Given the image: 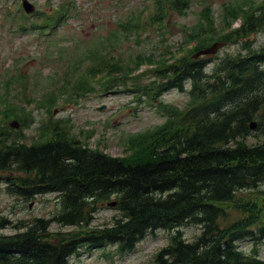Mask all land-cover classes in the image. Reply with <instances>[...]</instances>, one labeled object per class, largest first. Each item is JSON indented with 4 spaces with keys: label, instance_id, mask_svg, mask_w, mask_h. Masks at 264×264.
Wrapping results in <instances>:
<instances>
[{
    "label": "trees",
    "instance_id": "obj_1",
    "mask_svg": "<svg viewBox=\"0 0 264 264\" xmlns=\"http://www.w3.org/2000/svg\"><path fill=\"white\" fill-rule=\"evenodd\" d=\"M155 7L161 13L156 18H164L172 9L189 7V0H155ZM222 8V29L206 5L196 27L187 30L185 41L193 44L168 56L126 64L109 63L100 55L89 68L91 77L104 71L103 84L112 86L147 63L153 65L154 78L142 88L151 98L171 88L190 96L186 109L169 107L162 125L130 134L119 156L88 148L56 123L42 129V140L26 144L5 119L30 113L2 100L0 170L16 173L12 194L31 198L55 192L59 208L50 218L25 223L0 215V228H23L0 233V264H70L83 242L93 247L113 243L126 252L158 229L172 233L155 253L154 264H264L255 247L245 252L238 245L241 239L264 237V45L233 55L193 57L214 40L235 43L264 30V0L229 2ZM210 61L213 67L207 70ZM250 136H255L253 143L246 141ZM251 190L258 193H247ZM102 201L114 202L117 214L111 225L90 230L91 214ZM230 212L237 216L230 220ZM52 222L73 229L52 232ZM186 224L200 228L192 240L179 229Z\"/></svg>",
    "mask_w": 264,
    "mask_h": 264
},
{
    "label": "rangeland",
    "instance_id": "obj_2",
    "mask_svg": "<svg viewBox=\"0 0 264 264\" xmlns=\"http://www.w3.org/2000/svg\"><path fill=\"white\" fill-rule=\"evenodd\" d=\"M30 1L37 9V14L34 12L32 15L38 17L26 15L21 10V0H0V93H14L16 96L10 95L7 101H16L31 110L33 118L18 138L26 144L40 141L44 135L39 127L50 120H58L61 128L68 130L70 135L75 134L88 148L97 147L111 156H119L124 153L126 138L130 134L144 133L162 125L169 107L178 111L186 109L190 96L187 90L171 88L151 98L149 94L137 90L134 83L146 84L152 79L153 73L148 64H143L135 72L139 73L137 80L126 78L123 84L102 88L93 79L91 88L77 87L75 81L78 75H84L80 73L88 63L74 66L73 62L93 49H99L107 56H117L126 63L138 57H161L167 54V46H181L189 26L196 27L206 5H210L216 26L222 29V5L233 0H189V7L169 11L163 21L151 17L155 11L153 0ZM62 12L64 15L56 25L55 17L61 16ZM239 23L237 19L232 26ZM245 39L249 41L246 44L243 42ZM263 45L264 30L259 29L235 43L225 42L215 55L221 56L225 52L233 55L245 52L246 46L257 49ZM212 55L199 54L196 58ZM211 66L209 63L207 70ZM67 73L70 80L62 94L71 96L67 99L56 97L50 105H38L37 99L40 100L45 92L60 90L58 86L67 79ZM118 77L122 75L118 74ZM160 104L165 106L163 110ZM1 106L2 99L0 111ZM246 141L253 143L255 136L248 137ZM9 175L0 170V215L16 223H25L33 217L50 218L56 213L59 207L55 193L38 194L31 198L11 195L6 189ZM255 191L247 193H258ZM96 207L87 228L99 231L112 224L117 210L108 201L97 202ZM235 216V212H230L229 219ZM49 229L61 233L73 227L52 222ZM179 229L188 240L194 239L200 232L196 224H186ZM22 230V226L9 225L1 227L0 233L11 234ZM171 233L163 229L149 232L133 249L121 253L113 243L93 247L83 242L69 260L71 264H154L155 253L167 244ZM238 245L245 252H251L255 247L258 255L264 258V237L258 240L241 239Z\"/></svg>",
    "mask_w": 264,
    "mask_h": 264
},
{
    "label": "water",
    "instance_id": "obj_3",
    "mask_svg": "<svg viewBox=\"0 0 264 264\" xmlns=\"http://www.w3.org/2000/svg\"><path fill=\"white\" fill-rule=\"evenodd\" d=\"M23 6L27 9V11H30L32 9V6L26 0H23ZM222 44H223L222 42H214L211 45H209L203 49L198 50L195 53V56H197L199 54L215 53L217 51L218 47L221 46ZM11 124L16 125L17 123H15V121H13V122H11ZM250 125H251V127H254L255 123H251ZM112 204H113V202H112Z\"/></svg>",
    "mask_w": 264,
    "mask_h": 264
}]
</instances>
